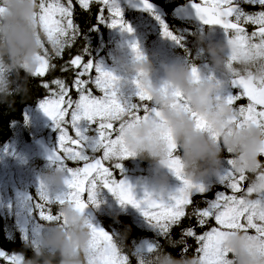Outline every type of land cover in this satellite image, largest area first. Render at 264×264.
Wrapping results in <instances>:
<instances>
[{
	"label": "snow or ice",
	"instance_id": "1",
	"mask_svg": "<svg viewBox=\"0 0 264 264\" xmlns=\"http://www.w3.org/2000/svg\"><path fill=\"white\" fill-rule=\"evenodd\" d=\"M91 2L78 0L84 10L90 8ZM95 2L103 5L101 14L96 16L99 24L106 23L109 27L119 26L121 30L132 31L122 18L121 0ZM244 4L258 5L260 10L245 11L242 7ZM134 6L154 15L162 34L180 43L181 37L169 30L165 21L156 13L153 2L139 0ZM185 6L201 24L219 26L223 34L230 37L229 43L233 46L230 60L253 54L264 57V0H187ZM104 8L109 14L107 21L102 14ZM73 14V0H39V22L45 42L42 44L44 52L37 57L39 64L32 77L41 78L40 87L46 90V95L38 102L39 107L50 118L57 133L49 159L63 166L67 179L65 189L57 193H50L39 185V202H34L33 197L27 193H17L15 204L8 201L2 205L9 214L22 218L16 224L19 240L24 243L34 238L44 223L59 219L58 212L53 211L52 206L67 200L84 210L89 204L97 203V193L102 188L107 189L120 204L135 208L153 230L156 239L145 240L142 249L133 248L132 253L127 254L113 242L112 233L115 231L110 232L90 222L89 264H133V261L141 264L138 259L141 254L161 248L159 238L173 247L180 246L181 255L188 251L186 241L192 238L198 244L195 253L201 264H229V253L222 247V239L227 230L237 229L264 239V193L245 199L247 177L237 176L232 171L230 153H226L223 174L212 185L192 184L182 175L178 158L170 157L168 165L178 184L165 195L144 191L137 196L126 180L114 176V170L121 171V160L132 155L119 136L121 118L126 116L139 119L141 115L146 117L149 113L158 117L159 113L150 109L147 102L150 98L146 97L143 89L137 90L134 101H122L118 96L117 77L91 58L85 62V54L89 55L87 43L78 54H70V49L82 35ZM249 24L255 26L250 34L245 27ZM95 28L96 25H93L89 30ZM130 46L137 58H140L142 53L136 42L133 41ZM66 52H69V58L65 61L63 57ZM57 60L62 63L57 64ZM93 69L96 73L94 78L90 74ZM56 71L71 72V83L63 77H54L50 81L44 79L47 74ZM196 73L194 67L193 74ZM90 85H94L103 95H94ZM228 85L231 91L227 93V99L236 110L233 119L241 125L252 123L264 128V81L257 83L251 77L237 76ZM234 90H238L237 94H234ZM73 91L77 93L76 98L72 96ZM175 95L177 103L182 104L181 95ZM241 96L247 97L248 103L237 107ZM193 116L198 128L207 129L205 122L195 114ZM69 127L74 135L69 134ZM170 149L174 152L171 143ZM69 161L76 166H69ZM213 185L222 186L224 190L215 191L214 198L209 199L207 194L212 191ZM197 196L202 197L201 201L196 200ZM201 202L204 207L199 206ZM185 219L195 220V224L190 223L181 228L179 238L173 239L172 229L180 227ZM210 220H214L215 226L198 234L196 228L206 227ZM7 231L5 227V238ZM25 257L23 251L9 254L0 248V264H4V261L7 264H22Z\"/></svg>",
	"mask_w": 264,
	"mask_h": 264
},
{
	"label": "clouds",
	"instance_id": "2",
	"mask_svg": "<svg viewBox=\"0 0 264 264\" xmlns=\"http://www.w3.org/2000/svg\"><path fill=\"white\" fill-rule=\"evenodd\" d=\"M0 104L28 92L27 80L35 72L44 49L45 35L39 22V0H0ZM230 37L220 40L196 36V44L206 56V71L187 57L160 62L162 74L153 79V62L143 54L125 60L117 55L121 72L143 89L150 109L146 117L120 120L119 136L132 154L149 162L150 193L165 195L178 184L169 168L170 157L178 158L182 175L195 185H212L223 174L226 153H230L232 171L247 177L245 199L264 193V128L252 123L238 124L236 110L227 94H219L221 84L237 76L264 81V57L255 54L230 60ZM197 73L193 74V68ZM23 72V82H19ZM176 93L183 99L177 103ZM207 129L197 127V120ZM174 145V152L170 149ZM67 173L50 160V166L38 176L39 185L57 193L65 189ZM250 190V195H249ZM59 219L46 222L34 238L23 243L32 252L22 264H89L90 219L71 201L57 205ZM116 218V217H114ZM127 226L112 233L120 249L127 247ZM172 246V245H170ZM222 247L229 253V264H264V239L237 229L227 230ZM141 264H201L197 255L180 257L159 248L139 256Z\"/></svg>",
	"mask_w": 264,
	"mask_h": 264
},
{
	"label": "rangeland",
	"instance_id": "3",
	"mask_svg": "<svg viewBox=\"0 0 264 264\" xmlns=\"http://www.w3.org/2000/svg\"><path fill=\"white\" fill-rule=\"evenodd\" d=\"M169 6L170 5H168L167 8H169ZM121 7L122 18L132 28V31L128 32L126 30H121L119 26L109 27L106 23L102 24L105 30L103 32H97V41L96 36L93 37L92 41V43L97 42V44L95 43L92 46H96L94 49V62L99 63L102 68L111 71L113 75L117 77L116 85L118 96L122 101H134L136 99L135 93L137 89L131 77L121 72L116 56L119 54L123 56L125 60H130L135 54L130 46L133 41L136 42L140 52L153 62L156 69L153 73V79H157L159 75L162 74L160 62H168L170 59L175 60L177 58L187 57L198 66L199 70L206 71V56L200 52L196 44V36L201 35L204 36L205 39L212 40H220L223 38V32L217 30L218 28L205 27L206 29H200L198 25L192 24L189 29L182 31V26L174 24L173 26L179 29L171 27L170 31L181 37L180 43L177 44L176 41L162 34L160 24L155 19L154 15L147 11L142 13L126 11L122 3ZM101 8H103L102 4L100 5V11ZM100 11L98 15L101 14ZM103 15L107 21L109 14L106 8H104ZM86 42H88L87 36L85 38V43ZM86 61L87 59H85V62ZM90 74L93 78L95 77L96 73L94 69ZM70 83L71 82H69V84ZM90 87L94 95H103L94 85H90ZM229 91L231 90L229 89L228 83L221 84L220 88L217 89L219 94H227ZM72 96L76 98L77 93L73 91ZM44 97L45 96L39 98L32 105L25 108L23 111V121L13 124V136L0 145V212L6 217V227L13 230L18 238L19 232L16 229V224L18 219L22 218H18L14 214H9L2 205L8 201H12L15 204L17 193H27L33 197L34 202H39V196L37 194V189L39 187L38 176L50 166V159H46L42 156L40 148L35 142V137L37 135H42L46 143L53 148L57 136L56 130L52 126V121L39 107L38 102ZM69 134L74 135L70 127ZM107 163L108 162H106V165ZM68 164L69 166H76L74 162L69 161ZM150 175L149 162L131 156L121 160L120 172L119 170H114V176L117 179L122 178L126 180L132 186L133 191L137 193V196L142 195L144 191L149 189L150 185L148 178ZM218 187L220 186L218 185ZM49 192L52 193L51 191ZM208 195L210 196L211 193L207 194V198ZM96 198L97 203L95 205L89 204L96 212L97 216L96 219L89 217L93 224H98L110 232L116 231L115 226H113L114 223L104 226L103 222L107 215H119L130 217L132 221L136 223L137 227L151 229L135 208L131 205L120 204L117 198L109 193L107 189L102 188L97 193ZM52 207L53 211H57V206ZM212 226H215L214 220H210L208 225L197 233L202 234ZM131 240L130 245H132L130 246V251L132 252L133 248L142 249L144 241L148 240V238H144V236L140 238V235H138ZM189 240L190 244H192L190 256L196 255L195 249L198 244L192 238H189ZM4 264H7V262L4 261Z\"/></svg>",
	"mask_w": 264,
	"mask_h": 264
},
{
	"label": "trees",
	"instance_id": "4",
	"mask_svg": "<svg viewBox=\"0 0 264 264\" xmlns=\"http://www.w3.org/2000/svg\"><path fill=\"white\" fill-rule=\"evenodd\" d=\"M78 2L73 0V9H74V14H73V19L81 29H85L87 26H89L90 22L93 21L94 18V7L96 3H94L93 6H91L87 10H81L80 7L78 6ZM101 31L103 32V28H101ZM95 35H92L91 38H93ZM83 41H85L83 39ZM80 52V46L78 44V39L73 45V47L70 49V54L72 56L78 54ZM69 58V52H66L63 60H68ZM57 64L62 63V61L57 60ZM23 76L24 73H20V78L19 82H23ZM54 77H63L67 80V82H71L73 79V74L71 72L68 73H61L59 71L56 72H51L46 75L44 79L46 80H51ZM41 83V78L39 77H29L27 80V88L28 92L24 96L17 95L15 97H12L10 99L13 100V103L9 105L8 103H2L0 104V145L5 143L7 140H9L13 136V124L18 123L20 121H23V116H22V109L24 106L33 104L36 100L39 98L43 97L46 95V90L42 87H40ZM119 215H107L105 217V221L103 222L104 226H108L110 224L115 225L116 231H123L125 227L127 226L128 228V234H127V247H125L123 250L127 254H131L132 252L130 251V243L131 239L134 237H137L140 235V238L144 236V238H148V240L151 239H156L154 232L151 229H140L137 228L133 223L130 222V220L127 217H118ZM116 217V218H114ZM5 216L0 213V248L3 250L8 251L9 253H12L13 251H23L26 253L27 257H30L32 255V252L28 249H25L23 247V243L19 240L17 235L14 234L13 230H10L8 228V231L6 233V238H5V233L4 229L6 227V220ZM184 222V220H183ZM151 232V233H149ZM180 231L178 230V234ZM177 233H175V228L172 229V238L173 239H178L179 236H175ZM159 242L161 244V248H163L165 251L170 252L172 255L180 257L181 256V247H173L170 246L163 238H159ZM187 256L191 255V245L188 247V251L186 252ZM133 264L135 262L133 261Z\"/></svg>",
	"mask_w": 264,
	"mask_h": 264
},
{
	"label": "flooded vegetation",
	"instance_id": "5",
	"mask_svg": "<svg viewBox=\"0 0 264 264\" xmlns=\"http://www.w3.org/2000/svg\"><path fill=\"white\" fill-rule=\"evenodd\" d=\"M150 1L156 3L159 6L160 9H159V11H156V13L161 15V18L164 21H166V23H167V25L169 27V30H171V27H173L174 29L175 28L179 29L178 27L173 26L174 24H176L178 26H182L183 27L182 31H185L186 29H189L192 26V24H196V25L199 26L200 29L218 28L217 30L222 31V29L219 26L203 25L197 19H193V18H190V17H177V16H175V14H174V12L172 10L173 7L175 5H177V4H183L186 0H172V1H168V0H150ZM165 1H168V2H165ZM196 1L199 2V0H196ZM94 3H96L95 0H92V2L90 3V7L93 6ZM100 5L101 4L96 3V5L94 7V18H93V21L90 22L89 26H87L85 29H81L80 28L81 29V33H82L81 37L78 38V44L80 46V51L85 46V41H83V39L85 40L86 36L88 37V42H86V43L88 45V48L90 49L89 50V55L85 54V57H84L85 59H89V58L93 59V58H95L94 49H95L96 46H92V45L95 44V43L97 44V42L92 43V41H93V38H91L92 35L96 36V41H97V39H98L97 32H101V28H103V31L105 30V27L102 24H99L98 21L96 20V16L99 14V11H100ZM168 5H170L169 8H167ZM242 7L245 9V11H248V12H256V11L260 10L258 5L257 6H251V5L244 4V5H242ZM80 9H81V7H80ZM125 9H126V11H129V12H132V13H142V12L145 11V10H131V9L126 8V6H125ZM81 10H84V9H81ZM100 13H101V11H100ZM174 21H176V22H174ZM93 25H96V28L94 30L90 31L89 29ZM245 27H246V30H247V32L249 34L252 31L255 30V26L250 25V24L249 25H245ZM83 33H84V37H83ZM171 60L173 61L174 59H170L169 61H171ZM229 89H230V87H229ZM237 91L238 90H234V94H237ZM247 103H248L247 97L241 96V98L239 99V101L236 104V106L237 107L246 106ZM262 159H264V157H262ZM223 190H224V188L222 186L218 187V185H213L212 191L209 192V193H211V195L210 196L208 195L209 196L208 198L209 199L214 198L215 191H223ZM201 199H202V197H200V196L196 197L197 201H201ZM199 206L203 207L205 205H204V203L201 202L199 204ZM189 211H191V209H189ZM118 217L122 218L124 216H118ZM124 218H122V219H124ZM127 218L130 219L131 223H133L130 217H127ZM190 223L195 224V220L189 221L188 219H185L184 222L180 225V227L175 228V233H177L175 236L178 237L179 236L178 230L180 231L181 228H184V227L188 226ZM113 226H115V225L113 224ZM140 229L145 230L144 228H140ZM201 229H202V227H197L196 231L199 232ZM186 243H187L188 246L191 245V248H192V244H190V240L189 239L186 241Z\"/></svg>",
	"mask_w": 264,
	"mask_h": 264
},
{
	"label": "water",
	"instance_id": "6",
	"mask_svg": "<svg viewBox=\"0 0 264 264\" xmlns=\"http://www.w3.org/2000/svg\"><path fill=\"white\" fill-rule=\"evenodd\" d=\"M122 2L125 3L129 9H142L140 7L134 6L139 3V0H122ZM186 2L184 4H177L173 7L172 10L175 16L190 17L196 19L195 16L191 13V10L185 6ZM154 5L156 6V10L160 9L156 3H154ZM35 142L39 146L42 156L45 157L46 159H49V155L51 153L52 148L46 143L45 138L42 135H38L35 137ZM84 213H87L90 218L95 217V214L93 213V211L90 209L89 206H87L84 209Z\"/></svg>",
	"mask_w": 264,
	"mask_h": 264
},
{
	"label": "bare ground",
	"instance_id": "7",
	"mask_svg": "<svg viewBox=\"0 0 264 264\" xmlns=\"http://www.w3.org/2000/svg\"><path fill=\"white\" fill-rule=\"evenodd\" d=\"M209 197V196H208Z\"/></svg>",
	"mask_w": 264,
	"mask_h": 264
}]
</instances>
